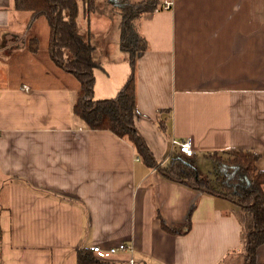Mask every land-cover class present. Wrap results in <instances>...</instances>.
<instances>
[{
    "label": "crops",
    "instance_id": "0c3cea01",
    "mask_svg": "<svg viewBox=\"0 0 264 264\" xmlns=\"http://www.w3.org/2000/svg\"><path fill=\"white\" fill-rule=\"evenodd\" d=\"M171 1L137 27L146 48L135 59V126L156 160L149 167L126 140L72 118L79 83L52 59L48 22L0 0V264H77L76 250L93 246L116 264H244L238 205L160 167L177 150L171 140L188 138L194 165L242 149L264 170V0ZM112 3L97 0L101 17L87 22L99 43L84 33L97 62L94 99L113 97L130 71ZM41 37L44 46L27 45ZM120 242L132 250L107 251ZM255 259L264 264V243Z\"/></svg>",
    "mask_w": 264,
    "mask_h": 264
},
{
    "label": "trees",
    "instance_id": "16d2710c",
    "mask_svg": "<svg viewBox=\"0 0 264 264\" xmlns=\"http://www.w3.org/2000/svg\"><path fill=\"white\" fill-rule=\"evenodd\" d=\"M12 1L14 9L30 13V22L38 17L46 19L52 59L78 80L79 87L70 97L72 118L86 129L113 132L129 142L146 165L155 166L156 160L135 126L138 111L134 68L138 53L146 48V40L137 29L139 17L149 16L163 0H112L121 13L120 48L127 53L130 71L116 94L103 99L93 98V69L97 62L92 57L89 33L80 32L77 22L80 8L90 11L97 0ZM207 156L214 158L216 165L206 178L199 177L191 157L185 158L177 150L172 151L160 170L173 181L233 200L239 207L238 219L243 228L244 264H262L255 259L256 247L264 243V170L255 166L258 155L250 150L231 149ZM76 259L77 264H116L95 257L93 250L86 247L76 250Z\"/></svg>",
    "mask_w": 264,
    "mask_h": 264
},
{
    "label": "rangeland",
    "instance_id": "374dc122",
    "mask_svg": "<svg viewBox=\"0 0 264 264\" xmlns=\"http://www.w3.org/2000/svg\"><path fill=\"white\" fill-rule=\"evenodd\" d=\"M109 9V8H108ZM94 10V8H92L91 10H90V12H88V11H86L85 12V18H86V20H84V18L82 17V15H80L79 14V16H78V20L80 21V32H82V33H87L88 31H93L94 33H95V35H94V41L96 42V43H99V40H100V38L102 37L100 34L97 36L96 35V33H99L98 31H99V29L97 28V26H90V24L91 25H93L92 23H90V24H87V22L88 21H90V22H93L92 21V18H93V14L94 15H98V16H100L101 17V15H100V12H103V5H101V6H97L96 7V11H93ZM110 10V9H109ZM112 11V10H111ZM113 13H111L112 14V16H108L107 17V19H110L109 20V22H110V26H109V28H108V31H109V37L111 36V37H113L114 35H116V33H117V30L115 29V27H116V24H117V19L118 18H114L115 16V14H114V12L115 11H112ZM95 18H99V17H95ZM90 19V20H89ZM105 19V18H104ZM98 22L100 21V18L97 20ZM34 26L35 25H30L29 27L30 28H34ZM36 27H37V29H39L40 27L38 26V25H36ZM41 29H45V28H41ZM46 31L44 30L43 32H42V34H44ZM26 38V37H25ZM46 38L47 37H41L40 38V43L37 41V42H35V43H32V41L31 40H29V42H27L28 44V46H30L31 48H33V46H35L36 44H39L41 47L42 46H44V44H45V41H46ZM99 48V46H97V44H95L94 45V51L95 50H97ZM98 56H99V54H98ZM95 68V67H94ZM94 70V69H93ZM93 75H94V72H93ZM93 87H94V85H93ZM103 99V98H102ZM196 167H197V169H198V173H199V171H200V173H207L209 170H211V167H212V169L215 167V165H216V162H214V161H210V160H198V161H196ZM237 261V264H238V259H234L233 260V262L234 261Z\"/></svg>",
    "mask_w": 264,
    "mask_h": 264
},
{
    "label": "built area",
    "instance_id": "2783aa9c",
    "mask_svg": "<svg viewBox=\"0 0 264 264\" xmlns=\"http://www.w3.org/2000/svg\"><path fill=\"white\" fill-rule=\"evenodd\" d=\"M172 1L171 0H163L159 7L155 8V10L164 9L168 10L171 8ZM171 144L174 148H176L182 155L184 156H192L193 155V149L190 145V140L188 138L186 139H172ZM100 248L98 246H93V251H99ZM132 248L130 244H127L125 242H120L114 246H110L107 248V251L109 253H116L118 251H131ZM127 264H134L133 258H129L127 261Z\"/></svg>",
    "mask_w": 264,
    "mask_h": 264
}]
</instances>
